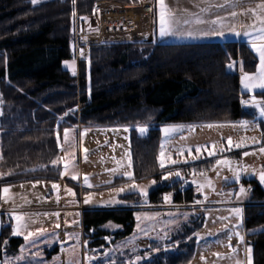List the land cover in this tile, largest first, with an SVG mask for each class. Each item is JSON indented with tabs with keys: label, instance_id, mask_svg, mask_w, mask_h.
I'll return each instance as SVG.
<instances>
[{
	"label": "trees",
	"instance_id": "obj_1",
	"mask_svg": "<svg viewBox=\"0 0 264 264\" xmlns=\"http://www.w3.org/2000/svg\"><path fill=\"white\" fill-rule=\"evenodd\" d=\"M96 1L45 0L33 5L31 0H0V173L5 174L0 185L59 180L62 164H51L58 158L54 130L59 119V134L65 127H129L133 178L145 179L161 173L160 126L253 118L240 103L250 94L240 92L238 74L225 69L230 61H238L243 72L255 69L256 55L237 41L94 44L88 70L79 60L73 75L63 63L75 58L74 21L89 15ZM83 53L81 57L85 49ZM253 95L264 99V90ZM79 104L80 109H73ZM138 126L148 128L145 135L137 133ZM126 180L117 177L102 187ZM241 183L251 189L244 207L245 242L252 249L253 264H264V231H254L264 224V187L254 180ZM165 192H173V204L200 197L191 185L182 190L177 180L152 191L149 204H160ZM121 199L137 203L140 195L126 193ZM136 210H83L87 247L98 249L109 238L129 236ZM202 222L201 215L183 222L172 234L179 243L176 249L158 250L140 264H188ZM22 242L8 224L2 227L0 259L15 256ZM100 262L101 257L93 264Z\"/></svg>",
	"mask_w": 264,
	"mask_h": 264
},
{
	"label": "rangeland",
	"instance_id": "obj_2",
	"mask_svg": "<svg viewBox=\"0 0 264 264\" xmlns=\"http://www.w3.org/2000/svg\"><path fill=\"white\" fill-rule=\"evenodd\" d=\"M155 1V4L159 6L155 14L157 35H159L160 3L159 0ZM220 1L226 2V0ZM255 8L257 9V5H255ZM220 12L219 18L225 20V9ZM92 16L93 9L89 15L79 17L78 19L86 18L89 20V23L95 24V19ZM250 22L256 24L257 19H252ZM213 28L217 29L219 25H213ZM152 41L154 39L149 42ZM255 54L258 60L254 71L244 73H256L259 57L256 52ZM78 59L88 70L90 52H88L85 58L78 57ZM65 62L63 63V67L72 71V67L75 66L73 64L74 61H67V64ZM234 63L240 65L238 61ZM76 67L78 69V64ZM240 85L242 89L246 90L241 82ZM254 91L255 89L249 93V100L254 96ZM256 98L264 100L263 98ZM245 108L251 110L253 114L252 119H241L229 123L166 124L160 126L157 151V165L161 170L160 175L145 179L133 178L132 181H128L129 179H127L126 181L119 182L120 184L117 183L119 185L115 184L105 188L102 186L113 182L115 180L114 177L120 173L132 172L133 174L129 127L91 126L80 128L79 130L65 127L61 132L62 139L60 140L62 141L64 158L68 161L66 173L71 178L76 176L77 178L74 179V182L80 181L81 186L85 187L81 189L79 195L74 192L73 186L70 185L67 189H71L74 195H78L77 197H80L83 203L85 196L88 195H90V203L97 204L111 203L109 201L125 202L121 199V196L125 192L136 191L140 195L138 205L141 206L135 211V217L136 219L139 217V219H137L132 235L124 241L125 243H131L134 238L139 236L140 243L138 245L142 246V244H145L146 248H148L139 249L138 255H136L137 264L148 259L158 250L176 249L179 243L177 240H172V234L183 222L195 219L199 215L203 216V222L195 231V235L199 241L195 258L190 264H236L237 260L246 262L245 248L250 246L245 242L244 207L250 200L251 189L240 197H237L234 193L239 192L241 186L247 189L245 185L241 184L243 180H254L264 187V184H261L258 179V173L264 167V153L260 152V148L264 147V117H261L252 106ZM242 121H247V126H244L241 123ZM173 126L177 128V131L174 133L165 135L161 131L164 127ZM126 128L128 129L127 131H125ZM65 129L69 130L67 141L64 138ZM81 133H84L82 138ZM229 138L231 139V144L229 143ZM253 138H255V143L253 142ZM161 143L164 144L165 153V167L163 169H161L158 159L161 152ZM237 144L241 146L236 147ZM197 146L201 148L199 154L196 152ZM189 150H191V155H189ZM209 152L213 154L209 155ZM245 152H248L249 155L245 156ZM169 157L172 160H176L177 163H169ZM193 157L197 158L193 159ZM218 160L229 161L231 167L228 164L218 165ZM129 163L131 167H129ZM183 166L189 167L182 168ZM237 167L247 169V171L241 173V179L238 183L234 181V172L232 170ZM111 169H117V171L112 172L110 171ZM177 172L179 176L175 175ZM167 173H172V175L168 179H162ZM201 173L204 175H201ZM85 176L88 177L89 184L95 187V189L85 185ZM177 180L181 181V185L184 188L191 185L200 197L192 203L182 202L180 204H173V192H165L158 206L153 209H143L145 208L144 205H148L149 194L152 191L160 186L170 185ZM208 180L211 181V186L208 185ZM152 181H155V183H152ZM133 183L144 187L146 195H141L139 189L127 187ZM53 184L57 185V182L38 180L32 181V183L26 181V183L23 182L20 185L11 184L9 186L10 191L7 194V198L9 196L11 199V207L23 206L25 198L27 204L25 202L24 205H28L30 202L34 205V210L23 212L24 218L28 220L26 228L22 229V235L25 236L27 232H32L34 235L22 242L17 251L18 255L30 251L36 252L42 249V247L52 250L57 245V240L55 239L56 217L54 214L51 216L50 213L41 211V207L49 204L47 200L50 199V194L55 196L61 190L58 189L59 187L54 189L52 187ZM201 184L204 187L198 191ZM120 188H125V191L117 192L116 190ZM65 192V195H67L68 191L65 190ZM24 194L26 197H24ZM119 194L120 196L117 197ZM167 194H170L168 201L164 199ZM4 197L0 195L2 202L4 201ZM17 201H20V203L16 204L15 202ZM79 203L76 200L71 204L78 205ZM196 203L198 204L196 205ZM234 208L242 210L241 216L238 217L231 211ZM13 213L7 214L11 217ZM75 223H78V217L74 213L72 225H75ZM48 225L53 226L49 227ZM236 225H239V227H236ZM258 229H264V224L254 231ZM37 230L40 231L38 232ZM235 232H239L244 237V243L238 242V238L234 234ZM229 236H231V239H229ZM209 237H211V241L208 240ZM152 240L157 241L152 244L150 242ZM154 245L157 248H153ZM65 247L67 248V254L72 255L71 261H68L66 264H93L94 262H89L85 259L88 255H101V262H106L103 256L107 253L105 251L106 245L98 249H89L87 241L82 239L79 233L67 235ZM233 249L236 251L233 252ZM82 252L83 255L81 257L80 253ZM216 254L220 255L217 256ZM137 257H141V259L137 260ZM108 258L112 260L111 264H126L127 262L125 260L120 262L114 255ZM132 258L135 261L134 255ZM49 264H59V261L53 257Z\"/></svg>",
	"mask_w": 264,
	"mask_h": 264
},
{
	"label": "crops",
	"instance_id": "obj_3",
	"mask_svg": "<svg viewBox=\"0 0 264 264\" xmlns=\"http://www.w3.org/2000/svg\"><path fill=\"white\" fill-rule=\"evenodd\" d=\"M45 1V0H44ZM155 6V12H154V40L158 43H176V42H191V41H197V42H203V41H219V42H225V41H237L238 43H244L246 44L250 49V43L249 41L251 39H254L256 36L259 35L258 31H255L254 29H259L261 27L259 21L257 20L256 24L251 23L250 21L252 19L256 18V15L253 14L251 10L255 9L256 13L259 15H264V10H261L258 8V5L264 4V0H226L224 3L223 1L220 0H164L165 7L172 17L173 20V26L177 29L178 32H188L192 31L193 33H199L200 30H207L209 28H213L212 21L214 19H218L220 16V11L225 9V20H222L223 24L226 26L223 30L225 32H228V27L229 25L234 26L235 31L240 32L241 35L236 36L234 34H231L228 36L227 39H222V38H216V37H210V38H199L197 35V38H180L178 36H169L165 38H161L159 35H157V22H156V10L159 8V6L156 3L155 0H152ZM234 5V6H232ZM255 5H257V9L255 8ZM234 8V11H233ZM206 9V11H205ZM232 9V10H230ZM235 12L236 15L233 17L231 14ZM223 13V12H222ZM198 21H203V23H199ZM215 29V28H214ZM215 30H220V28H217ZM244 32H248L250 35L245 36L243 35ZM252 50V49H251ZM253 51V50H252ZM255 54V51H253ZM256 55V54H255ZM86 57V56H85ZM81 57V58H85ZM77 58V59H76ZM78 57L75 56L73 60H68L70 62L74 61V68L76 69V75H77V61ZM258 60V59H257ZM230 63V62H229ZM227 63V64H229ZM234 63V62H231ZM226 64V65H227ZM225 65V69L229 73H237L238 78H239V89L240 92H248V90L242 89L240 85V79L241 76L243 75V71H241L240 65L234 63V68L233 69H228ZM73 68V67H72ZM68 69V68H66ZM70 70V69H68ZM72 73V71L70 70ZM255 91H261L259 89H255ZM254 91V92H255ZM243 101H249L248 98H241L240 103L241 105L245 108L247 105L242 104ZM80 109L82 107L81 104L77 105L73 109ZM65 115V114H64ZM64 115L62 117H64ZM61 121L59 119L57 121V124L55 126L54 130V136H55V141L56 145L58 148V157L61 158V160H65L64 154L62 152V139L61 133L59 134L57 130V125ZM138 127H145V126H138ZM74 128V127H71ZM84 127L77 126L75 129H80ZM62 132V131H61ZM138 132V131H137ZM57 134H59V142L57 139ZM139 135L143 136L144 134H141L138 132ZM62 164V171H65L64 164ZM81 174V173H80ZM117 177H124L129 179L127 176L124 175V173H120L119 175L115 176L114 178ZM79 178V177H78ZM79 180V179H78ZM32 181H38V180H29V183H32ZM128 181H132V179H129ZM244 181V180H243ZM57 182L58 189H61L60 191L57 192L55 196L50 194V201L48 205H45L41 207L42 212L50 213L52 216L53 214L55 215V219L57 221V225L55 228V239L57 240V245L54 249L50 250L48 248L42 247V249L37 250L36 252H28V253H23L22 255L19 254L18 252L15 256H4L0 259V264H49V262L54 258H57V261H59V264H66L68 261H71L70 259L72 258V255L67 254V248L65 247V239L67 235H72L74 233H79L81 234V238H83V233H82V221H81V215L82 211L85 209H98V208H140L141 205H138V202H117V203H87L84 204L81 200L80 197H77L81 193V189H84L85 187L81 186V182H74V179L69 177L67 173L62 177L60 174V178ZM242 182V181H241ZM26 183V181H24ZM23 184V182H18V183H13L12 185H20ZM120 184V183H119ZM117 184V185H119ZM242 184V183H241ZM11 184H4L0 185V189L3 187H9ZM74 187V192L77 193L78 195H72L71 193L68 192L67 195L65 190L69 186ZM116 185V186H117ZM243 185V184H242ZM92 189H95V187H92ZM136 191H130V192H125L126 193H132ZM137 193V192H136ZM117 195V197H119ZM24 197L26 195L24 194ZM114 197V196H113ZM53 198V200H51ZM78 200L80 203L78 205H72L74 201ZM27 200L25 198L24 203ZM82 202V203H81ZM16 204H19L20 201L15 202ZM20 207H11V199L5 198L4 201L0 200V215H1V221H0V228L4 227L6 224H8L11 227V231L13 229V226L15 222L13 219L7 214L10 212H14L16 214L22 215L23 212L34 210V205L30 202L28 205H24ZM198 203H196L197 205ZM158 205H144L145 208L143 209H153ZM143 207V206H142ZM141 207V208H142ZM38 210V209H37ZM76 214L78 217V223L75 225H72V216L73 214ZM58 214V215H57ZM25 217V216H24ZM54 218V216H53ZM27 218L24 219V223L26 224ZM49 227H52L51 225H48ZM0 229V230H1ZM47 232V230H45ZM133 232V231H132ZM13 233V231H12ZM132 235V233L119 240L112 241L111 238L107 240L106 243V250L107 253L104 254V259H106V262L103 261L100 264H111L112 260L108 257L111 255L115 256L117 260L121 261H127L126 264H137L138 261H136V255H138L139 249H148L146 248L145 244H142V246H139L138 244L140 243L139 241V236L134 238V240L131 243H125L124 241L129 238ZM18 236V235H17ZM195 248H194V255L191 259V261L188 263L190 264L192 260L195 258L196 255V248L198 244V238L195 235ZM20 237L23 239L24 242V235H20ZM208 240H212L211 237L208 238ZM208 247V246H207ZM19 250V248H18ZM83 252L80 253V256L82 257ZM134 255L135 261L132 258ZM101 256V255H99ZM121 256V257H120ZM119 258V259H118ZM114 259V258H113Z\"/></svg>",
	"mask_w": 264,
	"mask_h": 264
},
{
	"label": "snow or ice",
	"instance_id": "obj_4",
	"mask_svg": "<svg viewBox=\"0 0 264 264\" xmlns=\"http://www.w3.org/2000/svg\"><path fill=\"white\" fill-rule=\"evenodd\" d=\"M33 5H37L39 3L44 2V0H31ZM160 3V13H159V29H158V33L159 36L161 38H165V37H169V36H178L180 38H197V35L199 38H210V37H216V38H222V39H227L229 35L234 34L236 36L241 35L240 32L235 31L234 26H227L228 27V32H225L223 29L226 27L222 20L223 18H218L217 20L212 21V25H219L220 30H215L214 28H209L207 30H200L199 33H193L192 31H188V32H178L177 29L173 26V20L172 17L170 16V14L168 13L165 4H164V0H159ZM73 4H75V0H73ZM234 6V5H232ZM258 8H260L261 10H264V4H260L258 5ZM206 11V9H205ZM253 12L254 15H256V19L259 21L261 27L259 29H254L255 31L259 32V35L256 36L254 39H251L249 41L251 49L254 50L258 57H259V63L257 65V71L254 74H249V73H243V75L241 76L240 82L243 85V87L248 90L249 92H251L253 89H264V15H259L256 13V10L253 9L251 10ZM233 17L236 15L235 12H233L231 14ZM73 16H75V11L73 12ZM82 19H86V18H82ZM199 23H203V21H198ZM243 35L245 36H249L250 34L248 32H244ZM83 50H81V56H83ZM66 64L68 63L67 61L65 62ZM226 67L228 69H233L234 68V63H229L226 65ZM72 74L75 75V68L73 67L72 69ZM242 104H245L247 106H252L254 107L258 114L261 117H264V100H258L255 96H253L249 101H243L242 100ZM244 126H247L248 122L247 121H242L241 122ZM209 127H211V125H209ZM128 129L126 128L125 131H127ZM139 133L144 134L148 131L147 127H137L136 129ZM161 131L165 134V135H169L171 133H174L177 131V128L175 126L173 127H164L161 129ZM68 129L64 130V138L65 141H67L68 139ZM84 133H81V138L83 137ZM57 139L59 142V134H57ZM253 142L255 143V138H253ZM229 143L231 144V139L229 138ZM241 145L237 144L236 147H240ZM86 151V150H85ZM201 151V148L199 146L196 147V152L197 154H199ZM260 152L264 153V147L260 148ZM212 152H209V155H212ZM189 155H191V150H189ZM245 156L249 155L248 152L244 153ZM197 157H193V159H195ZM159 161H160V167L161 169H163L165 167V153H164V144L161 143V152L160 155L158 157ZM63 162L64 164V168L65 171L61 172V176L63 177L67 170H68V161L67 160H61V158H57L51 161V164L53 166L58 165L59 163ZM168 162L175 164L177 163L176 160H172L170 157L168 158ZM217 164H228L230 166V162L227 160H218ZM129 167H131V164L129 163ZM231 167V166H230ZM234 172V181L235 182H239L241 179V173L247 171L246 168H242V167H237L236 169H232ZM110 171L112 172H116L117 169H111ZM11 174V173H8ZM5 174L0 173V176H3ZM125 176H127L129 179H133V174L132 172H126L124 173ZM172 173H167L166 175H164L162 177V179H168L169 176H171ZM175 175L179 176V173L177 172ZM201 175H204L203 173H201ZM73 179H76V176L72 177ZM227 179V178H225ZM258 179L259 182L261 184H264V167L261 168V170L258 173ZM84 183L85 185H87L88 187H92L91 184H89V180L88 177L85 176L84 177ZM152 183H155V181H152ZM208 185L211 186V181L208 180L207 181ZM52 187L55 189L58 187V185L53 184ZM130 189H139V192L141 195H146V191L144 187H141L135 183L131 184L130 186H127ZM204 185L201 184L198 188V191L200 188H203ZM10 189L9 187H3L2 189H0V195L5 196V198H7V194L9 193ZM66 191H68L69 193H72L71 189H66ZM117 192H123L125 191V188H120L116 190ZM247 191H250V189H245L243 186L240 187L239 192L234 193L237 197H240L242 195H244ZM74 195V193H72ZM164 199L166 201H168L170 199V194L165 195ZM90 195L85 196L84 199V203H90ZM111 203H116L118 201H109ZM236 216H241L242 210L240 208H234L231 210ZM58 215V214H57ZM11 218L15 221V224L13 226V234L14 235H21L22 234V229L26 228V224L24 223V216L19 215V214H15L13 213ZM137 219H139V217H137ZM224 219V218H222ZM57 227H59V225H57ZM236 227H239V225H236ZM38 232L40 230H37ZM256 231H264V229H258ZM237 238H238V242L239 243H244V237L242 235H240L239 232H235L234 233ZM34 233L32 232H27V234L24 236L25 240H28L31 236H33ZM229 239H231V236H229ZM229 247H231V245H229ZM236 250L233 249V252H235ZM217 256H219L220 254H216ZM245 257H246V262L245 261H240L237 260L236 264H252V249L251 247H246L245 248ZM94 259V258H93ZM141 259V257H137V260ZM203 259V257H202Z\"/></svg>",
	"mask_w": 264,
	"mask_h": 264
},
{
	"label": "built area",
	"instance_id": "obj_5",
	"mask_svg": "<svg viewBox=\"0 0 264 264\" xmlns=\"http://www.w3.org/2000/svg\"><path fill=\"white\" fill-rule=\"evenodd\" d=\"M154 3L152 0L121 2L98 0L93 6V19L74 21V43L76 56L94 44L118 42H149L154 38ZM181 189H185L181 185Z\"/></svg>",
	"mask_w": 264,
	"mask_h": 264
},
{
	"label": "water",
	"instance_id": "obj_6",
	"mask_svg": "<svg viewBox=\"0 0 264 264\" xmlns=\"http://www.w3.org/2000/svg\"><path fill=\"white\" fill-rule=\"evenodd\" d=\"M100 256L99 255H88V256H86L85 257V259L87 260V261H91V262H95L98 258H99ZM94 258V259H93Z\"/></svg>",
	"mask_w": 264,
	"mask_h": 264
}]
</instances>
